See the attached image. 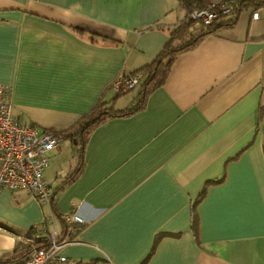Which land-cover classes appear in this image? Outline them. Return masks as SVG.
Masks as SVG:
<instances>
[{
    "label": "crops",
    "instance_id": "crops-1",
    "mask_svg": "<svg viewBox=\"0 0 264 264\" xmlns=\"http://www.w3.org/2000/svg\"><path fill=\"white\" fill-rule=\"evenodd\" d=\"M249 11L177 55L144 107L95 127L79 159L69 130L98 100L136 103L137 88L118 95L113 83L153 63L184 10L177 0H0V84L14 117L66 137L43 174L59 214L83 220L63 256L264 264V19ZM67 146L68 162L50 161ZM44 221L63 230L29 193L0 190V256Z\"/></svg>",
    "mask_w": 264,
    "mask_h": 264
},
{
    "label": "built area",
    "instance_id": "built-area-1",
    "mask_svg": "<svg viewBox=\"0 0 264 264\" xmlns=\"http://www.w3.org/2000/svg\"><path fill=\"white\" fill-rule=\"evenodd\" d=\"M222 1L193 13L202 24L209 25L217 18L220 3L222 14L230 12L231 7H224L225 0ZM251 13L253 20L264 19V6ZM139 75L121 74L113 84L114 92L118 94L135 88L141 80ZM10 96V87L0 84V190L29 193L41 206L49 208L52 191L43 174L49 164V154L58 150L66 137L17 120ZM62 222L64 228L61 232L55 228L45 232L42 225L35 227L45 243L34 249L24 264H83L61 254L65 246L75 243L74 236L83 220L73 211L62 214Z\"/></svg>",
    "mask_w": 264,
    "mask_h": 264
},
{
    "label": "trees",
    "instance_id": "trees-1",
    "mask_svg": "<svg viewBox=\"0 0 264 264\" xmlns=\"http://www.w3.org/2000/svg\"><path fill=\"white\" fill-rule=\"evenodd\" d=\"M214 0H177L179 7L184 10V17L174 27L169 35L167 43L163 46L156 59L150 66L140 69L142 74L141 80L132 91L138 89L136 103L130 107L118 110L113 106V100H98L93 108L84 116H82L74 126L69 130L68 137L75 142V151L79 159H82V152L85 148L88 135L91 131L109 118L129 117L140 111L149 94L155 89L162 86L169 75L171 65L177 55L194 49L203 38L216 34L222 29H229L234 26L238 15L241 11L252 8L257 10L264 6V0H229L231 10L221 18H217L209 25H204L200 21L192 20L190 14L194 10L202 9ZM126 91V92H128ZM124 92V93H126ZM119 95V94H118ZM117 95V96H118ZM76 171L69 176V181H73ZM212 183H209L211 185ZM206 187L199 194L198 198L191 204L192 224L195 229L196 222V205L204 195ZM49 210L57 220L62 221V214L56 209L54 201V193L51 195ZM48 221L42 224L43 230L48 231ZM62 225L64 226L63 222ZM64 228V227H63ZM40 232L35 228H30L23 235V242H18L15 248L7 254L0 256V264H24L26 258L34 250L44 246L45 240L39 237ZM62 235V234H61ZM101 261H91L83 264H101Z\"/></svg>",
    "mask_w": 264,
    "mask_h": 264
},
{
    "label": "rangeland",
    "instance_id": "rangeland-1",
    "mask_svg": "<svg viewBox=\"0 0 264 264\" xmlns=\"http://www.w3.org/2000/svg\"><path fill=\"white\" fill-rule=\"evenodd\" d=\"M219 1H221V3L223 2L222 0H214L213 2H211L210 4H208L206 7H208V6H210V5H212V4H214L215 3V5L216 4H218V2ZM256 1V0H255ZM221 3L219 4V5H217V12H218V14H217V18H221L222 16H224V14H222L221 13V11L219 10V7H220V5H221ZM225 5H224V7H226L227 6V8L229 7L230 8V3H229V0H225ZM206 7H204V8H202V9H198V10H203V9H205ZM262 7V6H261ZM260 7V8H261ZM259 9V8H258ZM198 10H194V11H198ZM247 10H250L249 12H252V8H249V9H247ZM193 11V12H194ZM191 13L190 14V18L192 19V20H196L197 22H199V20H198V18H196L195 17V14L194 13ZM229 13V12H228ZM226 15V14H225ZM183 17H184V15H183ZM216 18V19H217ZM215 19V20H216ZM260 19H262V18H260ZM214 21V20H213ZM129 75H136V76H138L139 75V73L138 72H132V73H130ZM139 76H142V74L140 73V75ZM115 83V82H114ZM113 83V84H114ZM112 88H113V86H112ZM126 91H128V90H125L124 92H126ZM121 92V91H120ZM118 93V94H122V93H124V92H122V93ZM134 95V92H130V93H128L127 94V96H125V98L123 99L125 102H128V101H130L131 100V98H132V96ZM68 146L67 147H64V149L61 151V153L60 154H57V155H54V158L52 157V159L50 160L51 162H53L54 161V163L55 164H57L58 165V163H59V161L60 162H62L63 164H65L66 162H68V159L70 158V155H69V153H68ZM53 160V161H52ZM46 213V212H45Z\"/></svg>",
    "mask_w": 264,
    "mask_h": 264
}]
</instances>
